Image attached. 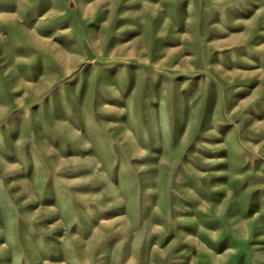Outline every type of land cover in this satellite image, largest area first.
I'll return each mask as SVG.
<instances>
[{
  "label": "rangeland",
  "instance_id": "obj_1",
  "mask_svg": "<svg viewBox=\"0 0 264 264\" xmlns=\"http://www.w3.org/2000/svg\"><path fill=\"white\" fill-rule=\"evenodd\" d=\"M0 264H264V0H0Z\"/></svg>",
  "mask_w": 264,
  "mask_h": 264
}]
</instances>
